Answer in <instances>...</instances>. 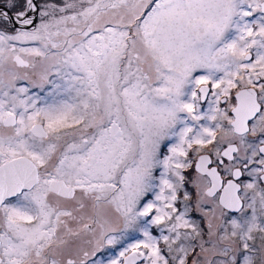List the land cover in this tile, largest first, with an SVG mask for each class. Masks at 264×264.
I'll use <instances>...</instances> for the list:
<instances>
[{
    "label": "snow or ice",
    "instance_id": "snow-or-ice-1",
    "mask_svg": "<svg viewBox=\"0 0 264 264\" xmlns=\"http://www.w3.org/2000/svg\"><path fill=\"white\" fill-rule=\"evenodd\" d=\"M0 264H264V0H0Z\"/></svg>",
    "mask_w": 264,
    "mask_h": 264
},
{
    "label": "rangeland",
    "instance_id": "rangeland-1",
    "mask_svg": "<svg viewBox=\"0 0 264 264\" xmlns=\"http://www.w3.org/2000/svg\"><path fill=\"white\" fill-rule=\"evenodd\" d=\"M21 82H23V84H27V81H21ZM48 88L49 87H47V88L45 87V89H43V90L38 89V88H31L32 90L30 91V93H39L41 96H44L46 94ZM160 171H161V169H157L156 174L159 175ZM188 177H189V179H192L193 177H197L198 183H201L202 185L204 183V181L200 180V178L198 177V175L196 173H191V174L188 173ZM187 187H188L189 192L191 193V200L189 201V203L193 207V210L190 212V218L192 219L191 215H194V216H197V221L195 219H192V220H194L196 222H198V220L202 221V223L205 226L204 227L200 226V228H202L204 230V237H205V239H207V225H206L207 219L205 218V216L201 212L196 211L195 207H194L196 199H197V190L195 188L191 187V185H187ZM148 198L151 199L153 197L149 196ZM177 207L182 209L183 203H181V201L177 202ZM195 212L200 213V214H197ZM217 216H219V210L218 209H217ZM223 221L225 222V217H223ZM214 223H216V224L221 223V219H216L214 221Z\"/></svg>",
    "mask_w": 264,
    "mask_h": 264
},
{
    "label": "flooded vegetation",
    "instance_id": "flooded-vegetation-1",
    "mask_svg": "<svg viewBox=\"0 0 264 264\" xmlns=\"http://www.w3.org/2000/svg\"><path fill=\"white\" fill-rule=\"evenodd\" d=\"M248 19H252V18H248ZM21 83L23 84V82H21ZM47 87H50V86H46V88H47ZM31 90H32V89H31ZM31 90H30V91H31ZM30 94H31V93H30ZM221 106L223 107L224 105H221ZM204 107L206 108V104L204 105ZM161 171H162V169H161ZM188 173H189V174H191V173H195V170H194V169H193V170H189ZM206 179H207V178H204L203 181L205 182ZM243 179H248V178H247V177H244ZM178 202H179V201H178ZM181 203H182V200H181ZM218 210H219V209H218ZM195 213H197V212H195ZM197 214H200V213H197ZM231 215H234V213H228V214L225 216V222L227 221V219H228ZM191 217H192V219H195V220L197 221V216L191 215ZM197 223L199 224V227H200V226H201V227H204V226H205V225L202 223L201 220H198ZM206 225H207V224H206ZM153 233L156 234V235H158V234H159V230L156 229V228H153ZM134 236H135V238H141V237H139V234H134ZM119 247H120V246L118 245L116 249H111V250H110L111 254L115 255V252L119 250Z\"/></svg>",
    "mask_w": 264,
    "mask_h": 264
}]
</instances>
